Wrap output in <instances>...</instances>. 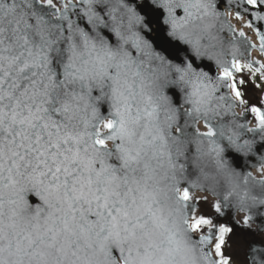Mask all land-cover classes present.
Listing matches in <instances>:
<instances>
[{
  "label": "snow or ice",
  "instance_id": "1",
  "mask_svg": "<svg viewBox=\"0 0 264 264\" xmlns=\"http://www.w3.org/2000/svg\"><path fill=\"white\" fill-rule=\"evenodd\" d=\"M222 5L264 53V0H0V264H232L237 230L264 264V62Z\"/></svg>",
  "mask_w": 264,
  "mask_h": 264
},
{
  "label": "water",
  "instance_id": "2",
  "mask_svg": "<svg viewBox=\"0 0 264 264\" xmlns=\"http://www.w3.org/2000/svg\"><path fill=\"white\" fill-rule=\"evenodd\" d=\"M221 10L225 13V15L228 17L230 22L234 25V27L237 30H240L241 28L243 31L246 33V36L249 38V40L252 42V44L256 45V47L251 48L248 50V52L245 53V56L249 60H259L261 62H264V53H261L259 51L258 45L259 41L258 38L255 34V32L251 29H248L242 25L240 21H237L234 18V10H229L226 6L222 5ZM242 62H243V57H241ZM216 71H219V69H216ZM258 90L256 88H250L249 93H248V98H250L253 103L256 102V100L260 97L257 95ZM241 107H236L235 111L239 113L241 111ZM248 124L249 126H253L255 124V120L253 116L248 117ZM200 126L203 129V122H200ZM251 163L255 166L247 167L245 166V162L241 161V170L243 171H250L253 176L259 178L261 176V172L258 171V165L261 163L260 161L253 160ZM194 197H207V203L201 202L202 205L204 206V209H198V214L203 213L205 215H214L213 209H212V203L215 200V197L211 195L209 192H204L199 189H193L191 193ZM244 213L237 212L236 213V219H241ZM256 225L253 224V227ZM264 236V233L261 234ZM251 237L245 238L242 233L237 230V235L232 238L233 241H235L232 244V248L234 249V257L238 260L240 264H248L247 260L245 259V251H246V239H249Z\"/></svg>",
  "mask_w": 264,
  "mask_h": 264
},
{
  "label": "flooded vegetation",
  "instance_id": "3",
  "mask_svg": "<svg viewBox=\"0 0 264 264\" xmlns=\"http://www.w3.org/2000/svg\"><path fill=\"white\" fill-rule=\"evenodd\" d=\"M257 82L259 83V77L258 76H257ZM257 95L260 96V97L264 96V84H263L262 87L260 86V89L258 90ZM199 208L200 209H204L202 203L199 204ZM224 253H225V255L231 256L232 264H238L236 259L233 256L234 255V249H232L230 247H225L224 248Z\"/></svg>",
  "mask_w": 264,
  "mask_h": 264
},
{
  "label": "rangeland",
  "instance_id": "4",
  "mask_svg": "<svg viewBox=\"0 0 264 264\" xmlns=\"http://www.w3.org/2000/svg\"><path fill=\"white\" fill-rule=\"evenodd\" d=\"M261 87L263 86V84L260 85Z\"/></svg>",
  "mask_w": 264,
  "mask_h": 264
}]
</instances>
